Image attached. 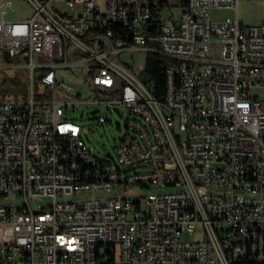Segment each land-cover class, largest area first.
<instances>
[{
	"label": "built area",
	"instance_id": "obj_1",
	"mask_svg": "<svg viewBox=\"0 0 264 264\" xmlns=\"http://www.w3.org/2000/svg\"><path fill=\"white\" fill-rule=\"evenodd\" d=\"M20 3L0 0V52L27 60L30 85L0 101V197L13 201L0 206V264H264V24L244 26L240 0ZM221 10L234 17L212 19ZM137 51L169 62L170 97L150 99L143 70L122 63ZM64 68L87 75L93 104L128 109L114 168L64 114L85 102L34 98V72L69 95ZM39 197L50 202L34 211Z\"/></svg>",
	"mask_w": 264,
	"mask_h": 264
},
{
	"label": "rangeland",
	"instance_id": "obj_2",
	"mask_svg": "<svg viewBox=\"0 0 264 264\" xmlns=\"http://www.w3.org/2000/svg\"><path fill=\"white\" fill-rule=\"evenodd\" d=\"M16 5H22L20 0H12ZM167 1L171 6L169 9L175 12L173 6L174 0H162ZM27 8V7H25ZM166 10V7H165ZM27 11V10H26ZM24 11V12H26ZM226 17H234V12L229 10H221L212 14V19L222 20ZM238 20L244 26H255L264 24V0H240L237 9ZM145 48L156 49L158 45L156 43H149L144 46ZM147 51H137L134 53V62L131 61L128 55L121 57L123 64L139 75L144 69V60ZM27 60L23 56H15L10 58L7 62L3 58V54L0 52V101H22L28 99L30 96V85L27 77ZM58 79L63 81L67 86L72 87L66 95L64 93H53L48 87H44L37 84L35 88V95L41 96L43 99H52L54 96L57 101L69 102L79 101L85 102L79 105L77 108L71 109L70 107H63L65 116L76 122L81 127L80 139L86 146L87 150L95 158L96 165H101L104 168H114L116 163L115 146H117L123 138L129 140L131 132L126 128V119L130 118L128 109L120 107L116 109L103 108L100 104H93L94 93L87 88L86 78L87 75L80 69L76 68H64L58 69ZM13 84L12 89L17 88L16 95H3V90ZM22 88L24 91L22 92ZM63 92V90H62ZM259 99H264V89L256 91ZM78 94V95H77ZM103 114L107 118V121L100 125L95 119L97 115ZM138 187H133L132 190H138ZM149 190H146L145 194H148ZM88 194H82L81 198H88ZM76 198H78L76 196ZM50 202L47 197L36 198L35 201H31L30 205L34 211H38L40 207ZM11 198L3 199L0 197V206H8L12 204ZM22 204V201L16 200L15 205ZM198 239L196 235H184L183 241H195ZM5 236L0 232V242H5Z\"/></svg>",
	"mask_w": 264,
	"mask_h": 264
},
{
	"label": "trees",
	"instance_id": "obj_3",
	"mask_svg": "<svg viewBox=\"0 0 264 264\" xmlns=\"http://www.w3.org/2000/svg\"><path fill=\"white\" fill-rule=\"evenodd\" d=\"M162 4V0H159V5ZM169 65V62L163 59L158 54H147L144 60V69L143 76L145 78V86L149 89L151 94L156 98L160 99L165 96L166 93V67ZM40 72L33 73V93H35V88L39 83ZM14 87L13 84H10L9 87L3 90V95H16L18 91L16 89H12ZM22 92L24 89L22 88ZM34 98L38 99L39 96L34 94ZM240 264H248V263H240ZM250 264V263H249Z\"/></svg>",
	"mask_w": 264,
	"mask_h": 264
},
{
	"label": "bare ground",
	"instance_id": "obj_4",
	"mask_svg": "<svg viewBox=\"0 0 264 264\" xmlns=\"http://www.w3.org/2000/svg\"><path fill=\"white\" fill-rule=\"evenodd\" d=\"M174 91L173 76H166V93L163 98L170 97ZM150 99H156L149 91ZM75 164H84V156H75ZM86 170H94V163H86ZM250 264H258V260L249 261Z\"/></svg>",
	"mask_w": 264,
	"mask_h": 264
},
{
	"label": "water",
	"instance_id": "obj_5",
	"mask_svg": "<svg viewBox=\"0 0 264 264\" xmlns=\"http://www.w3.org/2000/svg\"><path fill=\"white\" fill-rule=\"evenodd\" d=\"M3 58H4V60L7 61V62L10 60L9 57H8L6 54L3 55Z\"/></svg>",
	"mask_w": 264,
	"mask_h": 264
}]
</instances>
